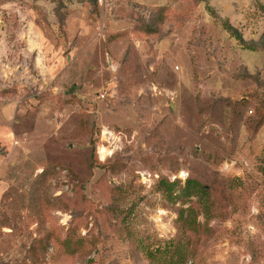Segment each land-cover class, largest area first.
I'll return each mask as SVG.
<instances>
[{"label":"rangeland","instance_id":"obj_1","mask_svg":"<svg viewBox=\"0 0 264 264\" xmlns=\"http://www.w3.org/2000/svg\"><path fill=\"white\" fill-rule=\"evenodd\" d=\"M0 264H264V0H0Z\"/></svg>","mask_w":264,"mask_h":264},{"label":"trees","instance_id":"obj_2","mask_svg":"<svg viewBox=\"0 0 264 264\" xmlns=\"http://www.w3.org/2000/svg\"><path fill=\"white\" fill-rule=\"evenodd\" d=\"M164 6L160 7V13L158 15V18H156L155 23H153V26L158 27L159 23L162 21L161 19V14L164 10ZM223 27L224 29L232 36L234 37L238 42H240L241 45H243L245 48L250 49V50H255L252 49L253 47H251V45H248L247 42H245L242 34L239 32V30L237 28H235L234 26H232L229 22H224L223 23ZM148 29H150V31L152 32H156L157 29H155V27H148ZM109 160L107 162V160L105 162H97V159L95 161V165L97 164L99 167L101 168H106L107 165L109 164ZM94 164V162H93ZM92 164V165H93ZM45 170H43L44 172ZM179 182V181H178ZM169 185L171 186H175L177 184L175 183H169L167 182ZM187 186L192 187L195 185L193 180H188L186 182ZM199 191H201L202 195H208V190L206 186H202L198 189ZM195 212L193 210V208H181L179 211V222L181 224V227L183 228L184 231L190 233V234H194V232H196L197 230V223H196V218H195ZM51 239H46V241H50Z\"/></svg>","mask_w":264,"mask_h":264},{"label":"built area","instance_id":"obj_3","mask_svg":"<svg viewBox=\"0 0 264 264\" xmlns=\"http://www.w3.org/2000/svg\"><path fill=\"white\" fill-rule=\"evenodd\" d=\"M115 88H116V83L114 80H112L111 84L100 93L98 98L99 99L106 97L115 98L117 95ZM102 136H103L102 140L104 141L102 147L106 148L105 156L101 158V160L103 159L104 161L108 158V156L111 157L113 155L116 149V147L114 148V146H116L118 137L113 131H110L109 129H104L102 132Z\"/></svg>","mask_w":264,"mask_h":264},{"label":"bare ground","instance_id":"obj_4","mask_svg":"<svg viewBox=\"0 0 264 264\" xmlns=\"http://www.w3.org/2000/svg\"><path fill=\"white\" fill-rule=\"evenodd\" d=\"M102 152L104 153L105 152V149H102Z\"/></svg>","mask_w":264,"mask_h":264}]
</instances>
